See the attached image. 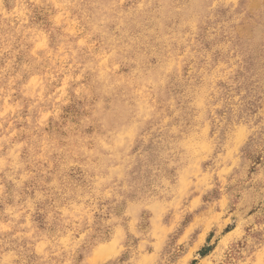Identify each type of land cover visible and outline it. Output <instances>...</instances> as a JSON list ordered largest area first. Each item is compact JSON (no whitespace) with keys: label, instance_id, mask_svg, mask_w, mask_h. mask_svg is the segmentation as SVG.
<instances>
[{"label":"rangeland","instance_id":"374dc122","mask_svg":"<svg viewBox=\"0 0 264 264\" xmlns=\"http://www.w3.org/2000/svg\"><path fill=\"white\" fill-rule=\"evenodd\" d=\"M0 264H264V0H0Z\"/></svg>","mask_w":264,"mask_h":264}]
</instances>
